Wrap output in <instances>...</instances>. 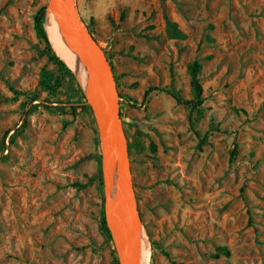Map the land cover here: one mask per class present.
<instances>
[{"label": "rangeland", "instance_id": "rangeland-1", "mask_svg": "<svg viewBox=\"0 0 264 264\" xmlns=\"http://www.w3.org/2000/svg\"><path fill=\"white\" fill-rule=\"evenodd\" d=\"M46 2L0 0V264H118L94 119L35 30ZM75 4L112 65L150 264H264V0ZM193 62L192 115L144 98H194Z\"/></svg>", "mask_w": 264, "mask_h": 264}, {"label": "water", "instance_id": "water-1", "mask_svg": "<svg viewBox=\"0 0 264 264\" xmlns=\"http://www.w3.org/2000/svg\"><path fill=\"white\" fill-rule=\"evenodd\" d=\"M59 31L66 60L94 119L101 154L104 220L118 264H150L151 240L139 215L112 65L80 18L75 0H47L46 20Z\"/></svg>", "mask_w": 264, "mask_h": 264}, {"label": "trees", "instance_id": "trees-1", "mask_svg": "<svg viewBox=\"0 0 264 264\" xmlns=\"http://www.w3.org/2000/svg\"><path fill=\"white\" fill-rule=\"evenodd\" d=\"M34 22H35V30H36L37 35L40 38H42V40L45 42L46 49L48 51L49 60L52 61L54 64H56L58 66V68L63 73L72 77L68 68H67V65L60 59L61 57L55 52V50H53L54 48L52 49V47H53V46H51L52 43L50 44L51 41H49L47 32L45 30V26H44V8H41L40 10H38L37 14L35 15V21ZM198 72H199V64L197 62H193L190 66V78H191V85H192L195 97L192 99H183L179 95L173 93L171 90L164 88V87H151V88L147 89L145 91L144 98H146V96L150 92L155 91V90L165 92V93L171 95L176 100V102L188 106L190 109V115H192V113L202 103V98H201L202 86H201V83H200L199 78H198ZM72 79H73V77H72ZM32 100L34 101L35 98ZM81 102H82L81 108L88 110V107L86 105H84V103H83L84 102L83 96H81ZM236 146H237L236 143H234L233 149L231 150V156H230L231 160L234 158V156L237 153ZM102 226H103L104 231L106 232V235L109 236V231L106 227V223H105L103 216H102ZM219 250L222 251L226 255L229 254V251L226 247H219Z\"/></svg>", "mask_w": 264, "mask_h": 264}, {"label": "bare ground", "instance_id": "bare-ground-1", "mask_svg": "<svg viewBox=\"0 0 264 264\" xmlns=\"http://www.w3.org/2000/svg\"><path fill=\"white\" fill-rule=\"evenodd\" d=\"M48 24H49V28H47V32L49 38L51 39L52 46L58 52V55L62 57L64 60H66L65 48L62 42L61 35L59 31L49 22V20H48Z\"/></svg>", "mask_w": 264, "mask_h": 264}]
</instances>
